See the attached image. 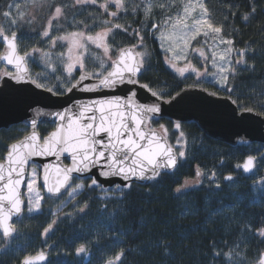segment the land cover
<instances>
[{
	"label": "trees",
	"instance_id": "1",
	"mask_svg": "<svg viewBox=\"0 0 264 264\" xmlns=\"http://www.w3.org/2000/svg\"><path fill=\"white\" fill-rule=\"evenodd\" d=\"M204 2L214 26H222L221 34L233 39L235 48L254 50L246 54L247 65H238L236 73L230 75L227 87L231 92L216 85L209 87L191 77H179L166 65V53L160 48L157 33L167 17H174L182 9V0H154L156 6L147 17L143 9L148 0H132L138 6L137 11L129 7L127 13H121L113 21L128 31L116 30L114 38H109L113 44L112 59L117 57L119 48L140 44L136 50L146 51L147 71L142 72L139 82L165 93L163 99L177 95L182 88L198 86L231 97L241 110L251 108L264 116V0ZM160 3L165 5L164 9L158 6ZM61 4L71 6L74 0H0V28L9 34V22L2 14L9 11L10 5H19L24 19L13 30L17 31L21 52H30L32 48L47 51L51 47L41 33L51 18L52 6ZM252 7L256 8L255 14L244 21L242 15L250 13ZM110 10L116 9L110 5ZM11 11L15 17L17 9L13 7ZM103 19L109 17L102 14L98 5L75 6L67 10L66 21L59 24L53 21V35L79 30L80 21L88 24L94 34L101 30ZM153 24L159 27L153 29ZM137 31L143 37L142 43L135 34ZM89 47L91 55L85 59L86 70L98 71L95 57L103 56V51L93 45ZM2 48L0 42V52ZM51 50L56 55L66 53V46L58 41ZM47 63L39 53L28 59L30 75L46 89L61 90L80 75L76 70L68 77L62 64L50 69ZM160 124L168 129V142L186 152V160L178 172H162L150 184L132 183L131 188L108 190L112 195L107 199L100 197L103 193L100 188L89 190L90 182L85 179V190L59 211L64 195L46 197L39 213L25 211L15 221L17 231L12 237L4 238L0 233V264H22L26 256L40 252L48 256L45 264H103L121 249L125 252L123 264H255L259 253L264 251V237L256 232L264 225V164L258 159L252 175H246L236 165L250 155L264 157V143L230 145L209 137L196 123H180L177 130L170 119L151 121L154 128ZM54 127L53 123H42L38 130L43 137ZM29 132L30 127L24 123L0 129V160L11 143ZM180 132L184 133L182 138ZM177 140H181L179 144ZM198 170H203L201 182L177 193L175 188L185 179H195ZM212 172L216 182L210 180ZM226 175L235 179L224 183ZM217 184L221 185L219 190L215 188ZM83 202L88 207L81 212ZM53 220L56 223L52 230L43 235L44 228ZM248 225L252 230H248ZM82 244L87 251L77 254L76 249ZM230 250L232 257L226 255ZM216 252L220 255L216 256Z\"/></svg>",
	"mask_w": 264,
	"mask_h": 264
},
{
	"label": "snow or ice",
	"instance_id": "2",
	"mask_svg": "<svg viewBox=\"0 0 264 264\" xmlns=\"http://www.w3.org/2000/svg\"><path fill=\"white\" fill-rule=\"evenodd\" d=\"M86 5H98L102 14L109 17V19L101 20L100 31H95L93 34V29L84 21H80L79 30L65 32L59 36L53 35V21L57 24L62 20L66 21L68 9ZM110 5L116 10L111 11ZM153 6H156L154 0H148L143 9L146 17L151 13ZM158 6L161 9L165 8L163 3ZM13 7L17 9L15 17L11 11ZM52 7L51 18L41 34L48 40L51 48H55L58 41L66 46V53H59V57L61 60L66 58L68 77H72L77 69L81 74L78 78H74V82L66 83L61 90L49 87L46 89L48 92L66 95L71 94L75 89L83 92L115 93L125 85L139 84V76L147 71L144 67L146 51H135L138 45H132L128 48H119L118 58L115 60L110 55L113 44L109 42V38H114L116 30L128 31L124 25L113 21L118 20L121 13H127L129 7L133 12L137 11L138 6L134 5L132 0H103L100 3L98 0H74L71 6L61 4ZM255 12L256 8L252 7L250 13L242 15V19L248 21ZM2 15L9 22V34H5L0 28V41L6 45L5 54L0 55V61L12 66L14 71H0V79L24 81L28 77L27 60L39 53L41 58L48 62L51 60L52 52L39 48H32L30 52H21L17 31L13 29L19 27L23 21V11L19 9V5H10L9 11L3 12ZM93 19L95 20V17ZM157 27L159 25H152L153 29ZM221 33L222 26H214L209 9L203 0H187L183 4L182 12L164 20V30L160 32L159 39L168 42L165 52L171 53V58L166 56L165 60L180 76L193 73L197 79H207L211 75L219 85L227 86L230 75L236 73V65H247L246 54L254 50L247 47L235 48L233 39L224 37ZM135 34L142 43L143 37L140 33L137 31ZM201 36L204 37L203 44L212 51L211 63L215 71L211 73L208 72L207 67L201 71L189 59V50L198 54L205 62L209 59L202 46L194 47L192 44L193 41L200 44L198 37ZM90 45L103 51V56L95 57V60L99 62L98 71L86 70L85 59L91 55ZM219 45H226V47L218 50ZM233 56H235L234 63ZM178 61L187 62L184 66L178 67ZM31 82L36 83L35 80ZM37 86L44 87L43 84ZM140 87L146 89L151 96L157 97V100L138 103L137 92L129 89L125 96L112 95L88 102L74 101L72 107L48 113L52 117L55 128L43 138L36 130L37 119L33 118L30 121L32 129L30 135L11 143L5 155V162L0 163V233L3 237L9 238L16 233L13 218L20 217L25 206L30 213L41 211V202L44 197L40 194L39 186L46 189L51 196L67 195L75 198L86 188L82 182L84 179L90 182L87 188L94 191L103 187V182L98 178L101 176L108 182H111L114 177H122L125 181L132 178L153 180L160 177L162 172L169 171L175 174L179 168L183 167L186 152L182 149L177 150L168 143L167 127L163 124L159 125L163 134L150 127L153 117L162 111L160 101L165 93L153 91L148 84H142ZM226 90L232 91L229 87H226ZM215 94L212 93V95ZM167 95L171 97V93ZM172 99L175 97H171L167 102L171 103ZM245 111L250 112L252 109L247 108ZM37 115H43V113H37ZM174 127L179 130L181 125L176 123ZM183 136L184 133L180 132V137ZM179 143L180 140H177V144ZM65 155L70 158V166L59 162L42 166L35 164L36 158L56 157L59 161ZM258 159L264 164V157L250 155L246 157L242 165L238 164L236 167L242 168L245 172H251L256 167ZM202 174L203 170L195 173L197 178ZM211 175L214 177L215 172ZM224 179L232 180L233 177L229 175ZM200 182L199 179L195 180L197 184ZM191 183L192 181L185 179L175 188V191L179 193ZM22 186L26 188L27 197L22 196ZM123 187L131 188V184H124ZM217 187H219L218 184ZM62 190L65 191L62 193ZM87 207L88 204L83 202L79 210L83 212ZM55 223V220L49 223L44 228L43 235L47 236ZM247 228L252 230L250 225ZM256 232L260 237H264V225L256 229ZM86 251L83 244L76 249L77 254ZM214 254L220 255L219 252ZM226 255L232 257L233 250ZM124 256L125 252L121 249L113 257L106 258L103 264H123ZM46 259V255L40 252L35 256H26L22 264H36L37 261ZM255 264H264V251L259 253Z\"/></svg>",
	"mask_w": 264,
	"mask_h": 264
},
{
	"label": "water",
	"instance_id": "3",
	"mask_svg": "<svg viewBox=\"0 0 264 264\" xmlns=\"http://www.w3.org/2000/svg\"><path fill=\"white\" fill-rule=\"evenodd\" d=\"M128 47L131 46L124 48ZM3 54H5V51L1 55ZM0 63L10 71H14L12 66L6 65V62L0 61ZM26 67L28 69V77L24 81L17 82L9 78L0 79V129L11 128L13 125L24 123L30 127V132L25 135L27 136L30 135L32 131L30 121L33 118L37 119L38 126L36 130L39 132L38 127L40 124L53 123L52 117L48 115V113L60 111L65 107H72L74 101L88 102L90 100L110 97L112 95L125 96L129 89H134L137 92L136 100L138 103L157 100V97L151 96L146 89L140 87V85L143 84L141 82H139L138 85H125L115 93L107 91L83 92L74 89L71 94L56 95L48 92L44 87H38L37 85L39 83L36 80V83H32L31 81L34 79L30 75L28 62L26 63ZM85 83H88V81H85ZM177 94L179 95L175 94L173 96L175 99H172L171 103L167 102L169 99H162V101H160L162 111L160 114L153 117L152 120L170 119L179 124L188 122L196 123L209 137L230 145L249 142L264 143V116L261 113L255 110L250 112L240 110L231 97L219 96L216 94L212 95L208 90L196 86L182 88ZM37 113H43V115L38 116ZM39 134L41 135L40 132ZM3 162H5V156L4 159L0 160V163ZM57 162L65 166H70V158H67L66 155L61 157L59 161H57L56 157L35 159V164H40L41 166ZM254 170L251 172H244L246 175H251L254 173ZM93 171L96 170L93 169ZM164 173L170 172L165 171ZM230 176L235 179L233 175ZM98 178L103 182V187L101 189L105 191L115 187V185H121L119 189H125V187H123L124 184H150L152 181L136 178L125 181L122 177H114L111 182H108L105 181V178L102 176ZM215 179V176H211L210 178L211 181ZM223 181L228 183L231 180L224 179ZM215 188L219 190L221 186L219 185V187L216 186ZM24 189L25 187L22 186V196H24ZM44 192L46 196L56 197L49 195L46 189H44ZM22 216L23 213L20 217L13 218L14 225L15 221L21 219ZM47 260L48 258L44 261H37L36 264H45Z\"/></svg>",
	"mask_w": 264,
	"mask_h": 264
},
{
	"label": "rangeland",
	"instance_id": "4",
	"mask_svg": "<svg viewBox=\"0 0 264 264\" xmlns=\"http://www.w3.org/2000/svg\"><path fill=\"white\" fill-rule=\"evenodd\" d=\"M182 2H183V4L184 3H186L187 2V0H182ZM203 2H204V0H203ZM205 3V2H204ZM182 8H183V6H182ZM199 11V10H198ZM180 12H182V9L180 10V11H178L177 13H176V15L178 14V13H180ZM194 15H196V14H194ZM175 16V15H174ZM164 30V26L161 28V30L160 31H158V33H157V40H158V43H159V45H160V48L165 52V48H167L168 47V42L167 41H161L160 39H159V36H160V32L161 31H163ZM203 40H204V37L203 36H201V37H198V41L200 42V44H198L197 43V45H195V46H202L203 48H204V51L206 52V54L208 55V57H209V59L205 62V61H203L202 60V58H200L199 56H198V54H196V53H193V52H191V50H189V59L191 60V62H192V64L195 66V67H197V68H199L201 71H203L204 70V68L205 67H207V70H208V72L209 73H211V72H213V71H215V69L213 68V66H212V63H211V56H212V51H211V49H209L206 45H204L203 44ZM1 43H2V45H3V48L1 49V52H0V55L6 50V47H5V45L3 44V42L1 41ZM194 43V41L192 42V44ZM209 43H211V40H209ZM162 45H163V47H162ZM138 46H141L140 44L138 45ZM194 46V47H195ZM224 47H226V45H219V49L218 50H222ZM52 48H49L47 51H51L52 52V57H51V60L50 61H48V65H47V67H49L50 69H54V68H56V66L58 65V64H62L63 65V67H64V69L66 70V58L64 59V61L65 62H63L61 59H60V57H59V54L58 55H56L55 53H53L54 51L53 50H51ZM137 51V50H136ZM166 53V56L168 57V58H171V53H167V52H165ZM165 56V57H166ZM164 57V58H165ZM187 61H178L177 62V66L178 67H181V66H184V64L186 63ZM235 62V56H233V63ZM165 63H166V65L175 73V75H178L179 77H182V76H180L179 75V73H177L167 62H166V60H165ZM237 66L238 65H236V68H237ZM2 70H7V71H9V69H7L5 66H2V64L0 63V71H2ZM77 70H79V69H77ZM80 71V70H79ZM80 74H81V72H79ZM183 77H191V78H194L195 79V81H197V82H199V83H206L207 84V86L209 85V87H210V85L211 86H214V85H216L217 87H219L221 90H225L226 89V87L227 86H221V85H219L216 81H215V79L211 76V75H209L208 77H207V79H204V78H201V79H197L196 78V76H195V74H193V73H187L185 76H183ZM164 125V124H163ZM150 127H152V125L150 124ZM152 128H154V127H152ZM155 130H157L158 132H160L161 134H163V132H162V130L160 129V127L159 126H157L156 128H154ZM168 133H167V135H166V138L168 139ZM181 141V140H180ZM36 165H38V166H41L40 164H36ZM197 178L195 177V179H192V180H190V181H192V183L189 185V186H193V184H196L195 183V180H196ZM85 180V179H84ZM85 185H86V183L84 182V181H82ZM88 183V182H87ZM218 183H220V179L218 180ZM39 190H40V194L44 197V200L41 202V210H42V205H43V203L45 202V200H46V194H45V192H44V189H43V187L42 186H39ZM85 190V189H84ZM83 190V191H84ZM110 190V189H109ZM111 190L113 191V192H115V191H118V190H120L119 189V187H113V188H111ZM65 190H63V192H64ZM107 191V192H106ZM102 190V196H100V197H102L103 199H107L109 196H111L112 195V193H110V192H108V190ZM62 192V193H63ZM27 195H28V193H27V191H26V188L24 189V196L23 197H27ZM57 197V196H56ZM77 197V196H76ZM57 198H61V197H57ZM74 198L73 197H70V196H67V195H64V199H62V201H61V203L59 204V206H58V208H57V211H59L60 209H62L63 208V206L64 205H68L69 203H71V201L73 200ZM25 203L27 204V201H25ZM24 211H26L28 214H36V213H39V212H28L27 211V207L25 206V210Z\"/></svg>",
	"mask_w": 264,
	"mask_h": 264
},
{
	"label": "flooded vegetation",
	"instance_id": "5",
	"mask_svg": "<svg viewBox=\"0 0 264 264\" xmlns=\"http://www.w3.org/2000/svg\"><path fill=\"white\" fill-rule=\"evenodd\" d=\"M1 42V41H0Z\"/></svg>",
	"mask_w": 264,
	"mask_h": 264
}]
</instances>
